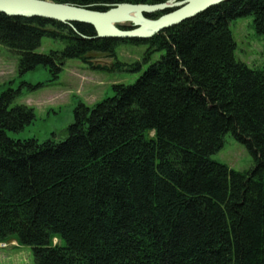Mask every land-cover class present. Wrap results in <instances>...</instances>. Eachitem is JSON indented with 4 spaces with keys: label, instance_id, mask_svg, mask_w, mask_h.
<instances>
[{
    "label": "trees",
    "instance_id": "1",
    "mask_svg": "<svg viewBox=\"0 0 264 264\" xmlns=\"http://www.w3.org/2000/svg\"><path fill=\"white\" fill-rule=\"evenodd\" d=\"M48 1L104 12L168 0ZM247 16L264 35V0H227L150 39L99 40L86 24L0 13V46L21 74L56 79L67 60L147 47L141 62L112 66L136 81L79 104L63 140L8 137L34 113L0 94V243L29 247L34 264H264V66L235 60L229 29ZM43 39L62 49L36 53ZM228 133L249 170L211 159Z\"/></svg>",
    "mask_w": 264,
    "mask_h": 264
},
{
    "label": "rangeland",
    "instance_id": "2",
    "mask_svg": "<svg viewBox=\"0 0 264 264\" xmlns=\"http://www.w3.org/2000/svg\"><path fill=\"white\" fill-rule=\"evenodd\" d=\"M129 27L130 24L122 23ZM232 38L236 44L235 60L250 68L264 66V35L258 34L253 25V18L247 16L229 24ZM104 40V39H99ZM137 40V39H136ZM62 45L49 39H43L38 54L50 50H60ZM147 47L121 43L115 49V59L101 53L90 54L91 64L78 60H67L53 79L48 69L38 67L21 74L17 58L0 46V94H14L13 105H25L33 110L34 121L18 133L8 132L7 136L16 140L35 139L42 143L53 137L65 138V130L73 122L74 109L82 104L93 108L97 103L114 94V85H130L139 77L138 73L114 71L116 63L134 64L141 62ZM162 53L152 55L150 61L142 66V72L156 62ZM213 161L224 164L234 171H247L254 162L245 149L231 134H225L222 147L211 156ZM58 240H54L56 244ZM0 264H34L31 249L19 245L16 240L0 243Z\"/></svg>",
    "mask_w": 264,
    "mask_h": 264
},
{
    "label": "water",
    "instance_id": "3",
    "mask_svg": "<svg viewBox=\"0 0 264 264\" xmlns=\"http://www.w3.org/2000/svg\"><path fill=\"white\" fill-rule=\"evenodd\" d=\"M224 1L227 0H168L153 6L119 4L100 12L48 0H0V13L66 25L86 24L93 28L96 39L146 40ZM153 13H162V16L147 17ZM122 23L130 24L131 29L118 28Z\"/></svg>",
    "mask_w": 264,
    "mask_h": 264
}]
</instances>
